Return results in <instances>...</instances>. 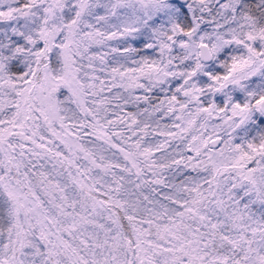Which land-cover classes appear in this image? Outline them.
I'll return each instance as SVG.
<instances>
[{"label":"snow or ice","instance_id":"1","mask_svg":"<svg viewBox=\"0 0 264 264\" xmlns=\"http://www.w3.org/2000/svg\"><path fill=\"white\" fill-rule=\"evenodd\" d=\"M0 264H264V0H0Z\"/></svg>","mask_w":264,"mask_h":264},{"label":"rangeland","instance_id":"2","mask_svg":"<svg viewBox=\"0 0 264 264\" xmlns=\"http://www.w3.org/2000/svg\"><path fill=\"white\" fill-rule=\"evenodd\" d=\"M87 139H90V140L95 141V138H94V137H89V138H87ZM95 143L99 144V143H101V142H99V141H95Z\"/></svg>","mask_w":264,"mask_h":264}]
</instances>
